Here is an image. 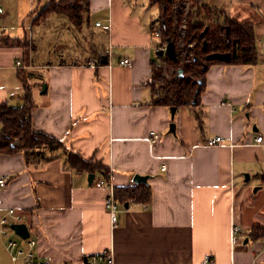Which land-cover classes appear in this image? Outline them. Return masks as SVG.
<instances>
[{
  "label": "crops",
  "instance_id": "obj_1",
  "mask_svg": "<svg viewBox=\"0 0 264 264\" xmlns=\"http://www.w3.org/2000/svg\"><path fill=\"white\" fill-rule=\"evenodd\" d=\"M49 1L0 0V104H23L25 74L32 128L63 145L29 160L19 150L0 153V178H7L0 218L14 209L29 232L26 239L10 232L16 248L32 240L34 260L50 264H84L106 250L114 264H202L205 257L264 264V238L250 237L252 226L264 225V147L253 142L264 136V57L254 65L210 64L198 105L171 118L170 108L151 102L148 85L159 62L160 42L150 32L160 20L156 0H86L79 27L57 14L34 22ZM242 1L202 0L239 20L233 6L259 10ZM255 21L264 31V18ZM109 46L102 64L98 54ZM214 136L224 144L206 147ZM66 151L97 164L91 184L92 172L66 165ZM100 166L114 188L148 177L146 207L125 203L115 227L104 207L107 190L92 184L104 177ZM233 225L241 229L235 242ZM6 243L0 237V264H25L11 260Z\"/></svg>",
  "mask_w": 264,
  "mask_h": 264
},
{
  "label": "trees",
  "instance_id": "obj_2",
  "mask_svg": "<svg viewBox=\"0 0 264 264\" xmlns=\"http://www.w3.org/2000/svg\"><path fill=\"white\" fill-rule=\"evenodd\" d=\"M180 0H156L160 10L161 34L160 45L164 46L167 39L176 42L174 30L171 22L167 19V14L173 2ZM195 4L202 5L206 12H209V19L215 15L214 21H195L196 16L189 14L186 21V40L192 38L196 40L195 56L190 63H184L181 67L182 73L179 75L173 72L169 79H166L163 72V64L167 66L178 65L168 59L167 56H158V63L152 64L151 77L148 85L151 88L154 105L171 107H192L199 103V96L205 84V74L210 64L219 61H207L206 55L211 53H230L231 59L226 64L254 65L259 56L256 47V34L254 25L234 17H229L224 11L203 4L202 0H191ZM81 3L83 6H80ZM201 3V4H200ZM88 2L86 0H50L39 12L38 20H43L51 14L64 15L74 26L81 24V14L87 11ZM222 17L223 23L219 19ZM36 17L34 22L37 21ZM195 21V22H194ZM225 22V23H224ZM205 34L201 36L204 29ZM206 41L207 49L202 50V42ZM222 63V62H219ZM207 68L203 70V66ZM178 68V69H179ZM176 69V68H175ZM23 88V104L21 106H9L6 103L0 104V153L22 151L26 160L31 157L45 156L46 152H51L63 147L60 141L43 133L36 131L31 125V110L33 102L30 95L29 86L25 74H19ZM170 82V83H169ZM169 83V85H168ZM159 84L156 89V85ZM23 143L20 147L13 145L14 138H20ZM67 152V151H66ZM66 165L75 171L94 172L98 167L89 161L82 159L78 154L67 152L65 158ZM101 171L106 176L107 170L100 166ZM264 179V174L261 175ZM115 199L122 205L129 200L136 203L147 204L150 198V191L147 185H132L124 188H114ZM250 237L253 240L264 238V225H254L250 229Z\"/></svg>",
  "mask_w": 264,
  "mask_h": 264
},
{
  "label": "built area",
  "instance_id": "obj_3",
  "mask_svg": "<svg viewBox=\"0 0 264 264\" xmlns=\"http://www.w3.org/2000/svg\"><path fill=\"white\" fill-rule=\"evenodd\" d=\"M175 5V3H173ZM4 11L2 6L0 5V19L3 16ZM182 14V13H181ZM179 15L175 12L172 13L171 18L174 25V37L176 38V56H177V63L178 64H184L183 62H190L193 60L192 55V44H194V40L190 38L189 40H185L186 37V25H185V17L182 15ZM96 26H99L100 23L97 22L95 24ZM151 35L153 37H160L161 34V21L155 22L152 24V27L150 29ZM164 46H160L157 48L163 49ZM261 51L264 52V40L261 41ZM183 54H186L185 57H183ZM106 56L108 59L111 57V47L109 46L107 49H105L103 52H99L98 59L101 56ZM96 60L92 61L91 66L96 65ZM121 65L129 66L130 61L129 59H123L120 61ZM21 65L20 61H17L15 66L19 67ZM180 69V68H179ZM178 72V69H169V71L166 72V69H164V75L167 77L169 74H172L173 72ZM169 78V77H168ZM158 138V135L156 133H151V137L149 138V141L154 142ZM254 145L264 147V136L262 134H257L253 139ZM224 144V139L221 136H214L209 139H207L204 143L206 147H215ZM164 166L161 167V170H164ZM7 184V178H0V188H4ZM96 188L106 189L108 194L106 196V199L104 200V207L109 215V221L111 224V227H115L117 225L118 217L117 214L120 210H123V205L120 204L116 199L114 195V187L111 183L110 176L107 175L106 177L100 178L98 180L93 181L92 183ZM128 202H133V200H129ZM127 202V203H128ZM143 206L146 207V204H143ZM13 219V223H10L8 218ZM21 221L20 215H17L14 209H8L5 216L0 218V237L6 238V249L10 253V257L12 261H16L19 258H22L24 260L25 264H50L48 261H36L34 260V253H33V246L34 241L30 240L27 242V249L21 250L16 248V241L12 238H10V232L12 229L10 228L11 224H19ZM241 232V229L238 226L233 225L232 226V241H236L238 239L237 234ZM16 248V249H15ZM83 264V263H82ZM84 264H114L113 263V257L110 251H102L100 253L91 255ZM202 264H210L209 257H205Z\"/></svg>",
  "mask_w": 264,
  "mask_h": 264
},
{
  "label": "rangeland",
  "instance_id": "obj_4",
  "mask_svg": "<svg viewBox=\"0 0 264 264\" xmlns=\"http://www.w3.org/2000/svg\"><path fill=\"white\" fill-rule=\"evenodd\" d=\"M173 3H175V5H173ZM172 3V5H171V7H170V10H169V12H168V14H167V19L171 22V26H172V29H174V25H173V21H172V18H171V15H172V13L173 12H175V10H176V13H178L179 15L181 14L182 16H184L185 17V25H186V21H187V19H188V16H189V14L191 15V16H193V15H195L196 16V19L197 20H195V21H203L204 23H207L209 20L210 21H214L215 19H217L216 17H215V15H212L211 17H210V19H209V17H208V15H209V12H206L205 10H204V8H202V5L200 6V5H198L197 3L195 4V2L194 1H191V0H180V1H175V2H173ZM78 4H80V6H83L84 7V4L82 5L81 3H78ZM201 4V3H200ZM241 4L242 5H246V4H255V5H257V6H259V10L258 9H256L257 10V13L256 14H254V12L253 11H249L248 9H242V7H240V6H233V10L232 9H230V10H232V12L233 13H235L236 14V16L238 17V18H240L242 21H245V22H253V20H254V22L256 23V19H258V17H261V18H264V15H262V14H260L259 12H261V13H263L264 12V0H243L242 2H241ZM47 5V4H46ZM43 6V5H42ZM41 11V10H40ZM39 11V12H40ZM37 13L36 14V19L40 16L39 14L40 13ZM231 12V13H232ZM85 12H83L82 14H81V22H82V19H83V17H84V14ZM261 16H260V15ZM57 15H59V14H57ZM62 16H64V15H62ZM228 16L229 17H232V15H230V14H228ZM67 20H68V18L66 17V16H64ZM46 18V17H45ZM44 18V19H45ZM214 19V20H213ZM223 19H222V17H220V19H219V21H220V23H223V21H222ZM39 21H41V19L40 20H38L37 19V21L36 22H39ZM69 21V20H68ZM194 21V22H195ZM260 22V25L262 26L263 24H261L263 21H259ZM225 23V22H224ZM254 24V23H253ZM72 26H73V24H72ZM76 27V26H75ZM254 29H255V32H256V47H257V53H258V56H259V59H260V56H262V57H264V53L261 51V41L262 40H264L263 38H264V31L260 28V26L257 24H255V26H254ZM174 32V31H173ZM173 36H174V34H173ZM262 38V39H261ZM261 39V41L259 42V40ZM159 41L160 42V37H159V39L158 38H156L155 39V41ZM173 40H175V42H176V38L174 37V39ZM186 40V39H185ZM187 41V40H186ZM195 45H196V40H194V44H192V55L193 56H195ZM185 55L186 54H183V57H185ZM187 62V61H186ZM186 62H183V63H186ZM188 63H190V62H188ZM260 63V62H259ZM184 65V64H183ZM182 66V63L181 64H178L177 66L176 65H174V67L173 66H167L165 63L163 64V72H162V74H163V76L166 78V79H169L171 76H172V74H169V78L166 76V75H164V69H166V72L167 71H169V69H173V68H176V69H178L179 67H181ZM173 72V71H172ZM170 83V82H169ZM169 83H168V85H169ZM158 86H159V84H157L156 85V89L158 88ZM256 187H253V189L252 190H254ZM13 234V233H12Z\"/></svg>",
  "mask_w": 264,
  "mask_h": 264
},
{
  "label": "water",
  "instance_id": "obj_5",
  "mask_svg": "<svg viewBox=\"0 0 264 264\" xmlns=\"http://www.w3.org/2000/svg\"><path fill=\"white\" fill-rule=\"evenodd\" d=\"M206 28L203 30V32L201 33V36H203L206 32ZM207 49V43L206 41L202 42V50L206 51ZM158 56H167L169 60H171L174 63H177L178 59L176 56V49H175V44L172 40L167 39L165 47L163 49H159L157 52ZM231 59V55L230 53H211V54H207L206 55V60L207 61H219L222 63L225 62H229ZM106 57L103 56L102 59L100 60V62L102 64L106 63ZM207 68L206 65L203 66V70H205ZM179 75L182 73L181 69H178L177 72ZM42 91H45V86L43 85ZM176 112V107H171L170 108V114H171V118L174 117V114ZM169 131L174 133L175 131V124L174 122H171L169 125ZM94 178V174L93 173H89L88 174V184H91L92 180ZM148 179L147 176H140V175H135L133 178V181L138 184V183H142V184H146V180ZM10 228L12 229V231L19 236L22 239H26L29 237V232L27 227L25 226V224H11ZM247 240H245L246 242Z\"/></svg>",
  "mask_w": 264,
  "mask_h": 264
}]
</instances>
